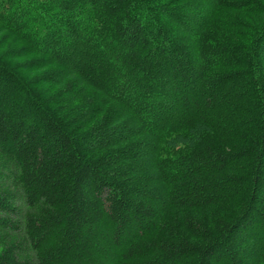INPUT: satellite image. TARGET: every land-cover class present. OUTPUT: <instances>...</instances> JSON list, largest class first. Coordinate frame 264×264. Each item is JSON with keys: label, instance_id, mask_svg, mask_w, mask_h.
Listing matches in <instances>:
<instances>
[{"label": "trees", "instance_id": "1", "mask_svg": "<svg viewBox=\"0 0 264 264\" xmlns=\"http://www.w3.org/2000/svg\"><path fill=\"white\" fill-rule=\"evenodd\" d=\"M0 264H264V0H0Z\"/></svg>", "mask_w": 264, "mask_h": 264}]
</instances>
